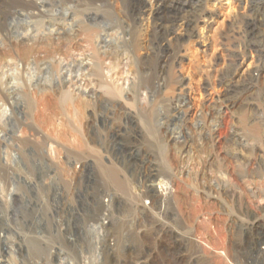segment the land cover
<instances>
[{
    "label": "rangeland",
    "instance_id": "obj_1",
    "mask_svg": "<svg viewBox=\"0 0 264 264\" xmlns=\"http://www.w3.org/2000/svg\"><path fill=\"white\" fill-rule=\"evenodd\" d=\"M158 3L0 0V264H264L241 230L264 0ZM134 168L181 210V258L132 223Z\"/></svg>",
    "mask_w": 264,
    "mask_h": 264
},
{
    "label": "built area",
    "instance_id": "obj_2",
    "mask_svg": "<svg viewBox=\"0 0 264 264\" xmlns=\"http://www.w3.org/2000/svg\"><path fill=\"white\" fill-rule=\"evenodd\" d=\"M260 158L263 162H259L256 169L255 165L251 170L249 164L246 166L241 180L245 194L244 204H247L248 207L252 204L258 205L256 219L251 218L247 210L243 216L241 230L247 239V250L250 253L256 251L257 256L264 258V155H261ZM134 171L135 178L132 177L131 180L132 190L136 200L141 205L140 207L136 206L131 218L132 223L136 224L137 215H139L138 221H144V215L148 213L156 214L158 226H152L151 230L159 239L163 249L168 250V252L171 251L174 256L181 258L185 255L184 230L180 223L181 210L177 206L174 209L169 208L168 204H149L146 201L148 192L155 188L154 184L158 187L161 186H159L157 180L155 182L149 180L148 170H141L140 173H137L136 168H134ZM105 203H108V200ZM153 209L156 210L153 211Z\"/></svg>",
    "mask_w": 264,
    "mask_h": 264
},
{
    "label": "bare ground",
    "instance_id": "obj_3",
    "mask_svg": "<svg viewBox=\"0 0 264 264\" xmlns=\"http://www.w3.org/2000/svg\"><path fill=\"white\" fill-rule=\"evenodd\" d=\"M159 1V3H158V8H157V10L156 11H161L162 9H163V7H165V3H164V0H158ZM169 5V4H168ZM195 7V6H194ZM168 8V7H167ZM169 9V8H168ZM182 9V8H181ZM191 11V10H190ZM195 12V11H194ZM160 15V14H159ZM245 24V23H244ZM263 22H261L260 23V25L259 26H263ZM247 22H246V27H247ZM249 26V25H248ZM252 32V31H251ZM253 34V33H252ZM255 36V35H254ZM106 60V59H105ZM120 78V77H119ZM138 88H139V86H137ZM142 88H144V87H142ZM112 89H114L115 90V92H120L121 91V88L120 87H118V86H116V87H113ZM113 91V90H112ZM257 150V149H256ZM239 253V252H238ZM243 262V261H242ZM248 263V262H247Z\"/></svg>",
    "mask_w": 264,
    "mask_h": 264
}]
</instances>
